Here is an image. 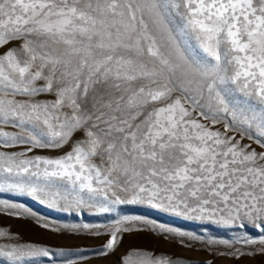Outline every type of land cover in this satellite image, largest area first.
<instances>
[{
    "label": "snow or ice",
    "instance_id": "snow-or-ice-1",
    "mask_svg": "<svg viewBox=\"0 0 264 264\" xmlns=\"http://www.w3.org/2000/svg\"><path fill=\"white\" fill-rule=\"evenodd\" d=\"M0 193L252 227L239 239L264 252V0H0ZM136 222L115 219L101 254ZM0 238V264L54 255ZM120 264L180 261L132 248Z\"/></svg>",
    "mask_w": 264,
    "mask_h": 264
},
{
    "label": "rangeland",
    "instance_id": "rangeland-1",
    "mask_svg": "<svg viewBox=\"0 0 264 264\" xmlns=\"http://www.w3.org/2000/svg\"><path fill=\"white\" fill-rule=\"evenodd\" d=\"M79 138L81 134L77 133L74 139ZM70 150L71 142L64 149H38L36 154L58 156ZM2 201L23 207L11 210L13 214L10 215L0 204V228L10 232L13 239L49 248L54 255L41 258L42 264H120L121 256L132 248L165 253L179 259L180 264H264L261 245H246L239 239L246 231L259 240V230L252 227L240 230L187 220L144 205H122L118 214H98L88 210L77 213L49 208L16 193H0ZM120 217L137 222L131 225L132 231L120 234L115 251L101 254L105 251L103 245L109 238V229ZM161 226L172 231L161 233ZM4 242V238H0V243Z\"/></svg>",
    "mask_w": 264,
    "mask_h": 264
}]
</instances>
